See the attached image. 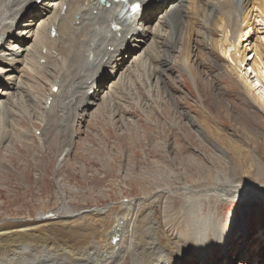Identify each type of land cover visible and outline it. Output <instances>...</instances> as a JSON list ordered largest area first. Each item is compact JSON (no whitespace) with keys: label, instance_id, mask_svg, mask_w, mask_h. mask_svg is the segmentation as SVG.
I'll return each mask as SVG.
<instances>
[{"label":"rangeland","instance_id":"rangeland-1","mask_svg":"<svg viewBox=\"0 0 264 264\" xmlns=\"http://www.w3.org/2000/svg\"><path fill=\"white\" fill-rule=\"evenodd\" d=\"M177 3L186 5L183 0ZM204 8L197 16L201 25L202 16L208 12ZM163 11H155L151 25ZM25 21L22 19L20 25ZM33 22L37 26V21ZM205 31L191 36L187 62L179 53V45L173 48L180 38L174 30L158 50L160 60L165 55L166 66L158 61L155 68L151 63L136 68L128 58L126 65L133 67L132 75L108 83L89 111L80 109L76 115L80 119L72 131L59 130L53 115L42 116L48 83L56 70L20 72L22 89L11 104L0 107V223L22 224V229L39 231L57 227L80 231L92 225L106 238L112 233L115 215L131 219L139 203L149 204L162 187L160 190L174 193L166 195L162 213L159 209L161 218L167 225L179 219L185 236L175 242L176 264H199L195 227L205 225L209 237L213 230L216 234L219 224L212 219L214 213L220 225L237 226L243 237H239L241 244L237 241L235 249L228 247L222 256L217 247L212 249L210 264H264V175L260 173L264 169V108L237 83L227 69V60L209 46V32ZM250 34L253 42V30ZM259 35L264 39V34ZM107 73L109 70L101 75L107 77ZM244 73L256 82L245 66L241 75ZM69 132H75L73 140ZM231 144L243 150L242 162H238ZM215 180L256 185L261 194L258 198L243 195L222 200H217L214 192L204 196L202 189L214 185ZM183 189L191 190L194 197ZM156 198L159 203L164 201ZM127 201L135 202L121 207ZM194 201L201 205L189 210ZM61 203L69 213L82 214L71 219L36 220L38 215L57 212ZM106 208L112 209L107 228L96 221ZM92 210H97L94 219L89 213ZM174 236L166 237L167 242H173ZM126 242L122 238L120 243Z\"/></svg>","mask_w":264,"mask_h":264},{"label":"bare ground","instance_id":"bare-ground-1","mask_svg":"<svg viewBox=\"0 0 264 264\" xmlns=\"http://www.w3.org/2000/svg\"><path fill=\"white\" fill-rule=\"evenodd\" d=\"M183 1L186 2L185 6L176 2L169 8L166 7L156 17V24L151 25L155 0H128V4L138 2L141 8L139 14L128 19L125 10L127 5L109 0H0V107L11 104L14 95L22 89L23 81L19 78L21 75L18 76L20 72L25 74L31 69L32 72L49 73L56 70L54 79L48 83L49 93L45 96L42 116L53 115L59 130L63 128L64 132L72 131L80 119L76 116L79 110L84 108L89 111L95 107L108 83L121 80L126 74L131 76L134 66L146 68L151 63V67L155 68L158 61L166 66L165 55L160 60L158 50L172 30L180 34L179 41L173 44V48L178 44L179 53L187 62L188 54L191 53L189 46L193 42L191 36L207 29L209 33L205 31V34H209V46L221 53L227 60V69L236 77L237 83L252 93L251 97L264 108V39L259 35L260 32L264 34V0ZM204 7L208 12L202 16L204 24L201 25L197 16ZM181 11L185 15H181ZM22 19L26 21L20 25ZM34 20L37 21V26ZM256 22H259L260 29ZM114 23L120 30H113ZM18 27L22 29L18 30ZM250 30H253L255 37L253 42ZM246 41H249V46H242ZM128 58L132 68L130 64L128 67L126 65ZM243 66L253 71L256 82L250 81L247 73L241 75ZM171 68L173 69V65ZM108 70V76L103 77ZM136 75H133L134 78ZM54 87L57 88L56 92H53ZM32 113L36 115V112ZM73 133H68L71 140L74 138ZM230 147L235 154L238 153V162H242L240 154L243 150L232 144ZM192 162L188 161L187 164ZM260 173L264 175V169ZM160 188L149 204L139 203L131 219L124 220L115 215L112 233L106 238H102V230L93 228L92 225L90 228L84 226L86 229L83 228V231L61 227H57L58 230L52 228L50 231H39L28 227L22 229L25 228L22 224L15 226L8 224L9 222L0 223V264H176L178 251L175 242L185 236L178 218L177 223H168L169 225L161 218L159 209L162 213V203L163 207L167 204L166 195L174 191ZM258 188L256 185L235 184L224 180L216 181L201 192L206 193L204 196L207 197L210 192H214L217 200L235 199L243 195L246 198H258L261 194ZM183 190L186 192L187 189ZM193 194L191 190L188 191V196L194 197ZM156 197H162L164 201L159 203ZM133 202L135 201L122 203L121 207H127ZM199 203L194 201L192 205H188L189 210L197 209L201 205ZM251 204L249 202L246 205L249 207ZM58 212H63L65 216L60 217ZM96 212L97 210L89 212L94 215L93 219L97 217ZM102 213L104 216L98 215L100 217L96 221H102V227H106L109 225L112 209H103ZM81 214L80 211L69 213L61 203L57 212L38 215L36 220L71 219ZM214 214L212 219L219 225L216 226V234L213 230V237H209L210 231L205 225L195 227L198 231L196 252L199 264H210L212 249L215 247L222 256L225 249L229 250L228 247L235 249L238 243H242L239 237L243 236L237 226L233 229V226H227L226 223L220 225ZM10 228L14 230L9 231ZM169 235H175L173 242H167L166 237ZM122 238L127 239L125 245L120 243Z\"/></svg>","mask_w":264,"mask_h":264},{"label":"snow or ice","instance_id":"snow-or-ice-1","mask_svg":"<svg viewBox=\"0 0 264 264\" xmlns=\"http://www.w3.org/2000/svg\"><path fill=\"white\" fill-rule=\"evenodd\" d=\"M136 8H138V6H136ZM134 10H135V8H134Z\"/></svg>","mask_w":264,"mask_h":264}]
</instances>
